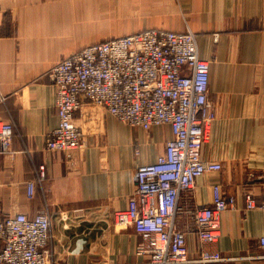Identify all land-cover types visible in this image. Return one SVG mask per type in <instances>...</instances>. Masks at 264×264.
I'll use <instances>...</instances> for the list:
<instances>
[{"label": "crops", "instance_id": "crops-1", "mask_svg": "<svg viewBox=\"0 0 264 264\" xmlns=\"http://www.w3.org/2000/svg\"><path fill=\"white\" fill-rule=\"evenodd\" d=\"M152 28L191 29L200 57L210 62L217 115L202 158L223 169L198 177L179 200L178 226L191 255L198 242L190 210L211 206L220 184L236 207L221 215L213 247L227 260L219 264H264L252 259L261 254L264 210H247L245 202L247 191L264 202V0H0V121L14 125L12 153L0 154V206L29 216L50 210L52 264L148 263L152 238L114 225L110 216L127 208L137 168L165 152L171 127L131 128L105 114L103 131L84 148L50 153L47 136L58 116L46 74L89 44ZM41 163L47 179L29 198L27 182Z\"/></svg>", "mask_w": 264, "mask_h": 264}, {"label": "built area", "instance_id": "built-area-1", "mask_svg": "<svg viewBox=\"0 0 264 264\" xmlns=\"http://www.w3.org/2000/svg\"><path fill=\"white\" fill-rule=\"evenodd\" d=\"M210 62L200 57L191 29H143L89 44L54 65L46 74L56 90L58 125L48 134L46 150L72 154L87 138L103 131L108 114L131 128L150 130L168 125L173 136L165 152L136 170V189L124 210L110 216L114 225L133 226L153 240L146 264H219L227 259L213 247L221 235V215L236 207L220 184L213 186L212 205L192 206V229L198 242L193 257L187 234L178 226L179 200L198 177L221 172L219 162L204 160L202 146L216 118L210 102ZM14 125L0 121V154L12 153ZM48 176L39 164L35 179L27 182L33 198ZM247 210L262 209L251 191L245 193ZM52 215L48 208L29 216L5 214L0 206V264H52L49 242ZM264 260V236L259 239Z\"/></svg>", "mask_w": 264, "mask_h": 264}, {"label": "rangeland", "instance_id": "rangeland-1", "mask_svg": "<svg viewBox=\"0 0 264 264\" xmlns=\"http://www.w3.org/2000/svg\"><path fill=\"white\" fill-rule=\"evenodd\" d=\"M34 82H38V81H34ZM28 87H29V84L28 85H25L21 88L20 90V93H23V94H27L26 92H28ZM5 122V121H4ZM125 126V125H124Z\"/></svg>", "mask_w": 264, "mask_h": 264}]
</instances>
